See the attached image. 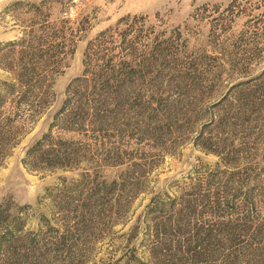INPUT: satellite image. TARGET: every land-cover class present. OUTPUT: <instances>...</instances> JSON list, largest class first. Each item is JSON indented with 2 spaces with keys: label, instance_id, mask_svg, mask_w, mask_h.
Masks as SVG:
<instances>
[{
  "label": "rangeland",
  "instance_id": "1",
  "mask_svg": "<svg viewBox=\"0 0 264 264\" xmlns=\"http://www.w3.org/2000/svg\"><path fill=\"white\" fill-rule=\"evenodd\" d=\"M61 20L74 52L48 109L0 164V204L23 232L69 235L73 258L61 264H264V0H0V42ZM102 31L115 67L152 54L177 61L163 72L188 71L190 80L141 88L145 116L133 106L81 133L54 127L85 157L72 169H29L26 149L49 131ZM103 67L93 56L89 69ZM238 83L260 84L258 106L241 103ZM89 194L99 212L83 220L73 207Z\"/></svg>",
  "mask_w": 264,
  "mask_h": 264
},
{
  "label": "trees",
  "instance_id": "2",
  "mask_svg": "<svg viewBox=\"0 0 264 264\" xmlns=\"http://www.w3.org/2000/svg\"><path fill=\"white\" fill-rule=\"evenodd\" d=\"M127 20L123 19L124 22ZM60 23L56 29L52 27L47 30L46 26L40 33L31 30L18 39L0 42V71L3 76L0 79V164L19 144L25 127L28 124L33 125L48 109L54 98L52 91L54 78L60 72L66 58L74 52L77 42L74 40V33L71 32L68 36L64 26L66 21L61 20ZM106 34V31H102L98 43L91 47L87 46L84 54L86 57L84 71L67 87L66 98L54 115L49 131L26 149L22 162L29 169L38 171L72 169L77 161L85 157L83 149L72 147L75 141L54 137L52 135L54 127L67 133L71 131L81 133L87 124L103 126L116 121L120 114L124 115L125 107L133 106L135 110L137 109V114L140 113V117L145 116L147 111L151 110V106L142 103L139 96L143 90L152 91L166 80L167 83L168 81L184 83L190 80L191 74L188 71L163 72L162 68L168 63L171 65L174 63L175 70L177 61L161 63V68L159 64L161 59L152 54L151 58L135 59L132 64L129 60L122 59L120 65L115 67L111 63L112 58L107 57L100 47ZM120 37L122 40L125 38L121 35ZM94 47L97 50H93ZM93 56L104 61L101 70L89 69ZM129 56L132 54L129 53ZM85 65L88 66L85 68ZM237 85L245 86L239 90L243 94L241 100L243 105L247 107L259 105L260 84ZM186 109L188 108L180 111L184 116ZM173 112L168 121L171 120ZM80 201L88 203L73 207L79 214L78 217L84 220L98 216L99 207L92 203L91 194L86 199L80 198ZM12 214L5 203L0 204V264H61L66 260L63 258L64 255L68 256V259L73 258L71 253L73 245L69 243L72 238L69 235L57 236L52 241L39 239L31 231L23 232L20 216ZM191 251L192 257H196L197 253ZM163 264L169 262L165 261ZM173 264L181 262L177 259L173 260Z\"/></svg>",
  "mask_w": 264,
  "mask_h": 264
}]
</instances>
